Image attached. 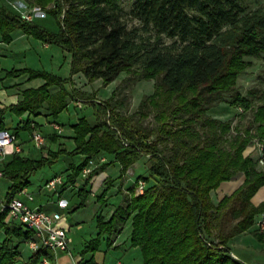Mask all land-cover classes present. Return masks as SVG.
<instances>
[{
  "label": "trees",
  "instance_id": "trees-1",
  "mask_svg": "<svg viewBox=\"0 0 264 264\" xmlns=\"http://www.w3.org/2000/svg\"><path fill=\"white\" fill-rule=\"evenodd\" d=\"M35 2L57 19L59 31L23 21L1 7V40L9 44L12 32L22 30L60 46L72 55L71 75L62 78L31 69L10 72L13 76L28 73L31 79L42 78L45 83L23 91V99L17 104L0 108V129L7 128L3 123L7 111L18 116L34 114L47 102L55 116L66 108L69 97L91 99L74 88L72 77L79 72L88 81L103 79L106 83L127 72L137 80L155 81L154 93L141 105L159 108L157 119L162 124L158 128L167 137L152 141L146 128L130 125L111 102H100L95 125L81 118L74 126L73 151H51L52 159L39 160L15 153L3 163L4 177L12 182L5 202L30 186L31 175L62 153L84 157L79 166L72 167L69 181L73 183L89 161L102 153L115 155L121 176L147 157L154 183L140 195L136 193L138 177L124 205H118L109 219L102 214L97 217L98 237L89 242L82 257L99 248L102 235L107 236L111 247L131 221L130 246L140 249L144 264H247L234 254L231 243L255 230L253 237L264 244V232L256 227L258 217H264V201L258 205L253 202L264 186V169L258 167L259 158L244 154L253 139L264 140V105L253 109L249 96L236 84L252 66L250 59L264 55V7L248 9L239 0H135L125 13L120 0ZM51 4L54 6L50 8ZM126 14L139 25L129 27ZM164 36L175 40L166 43ZM220 102L252 110L251 125L241 130L233 127L232 121L211 116L209 111ZM25 127L32 129L28 120ZM13 132L19 136V129ZM227 134L231 138L225 147L221 141ZM169 137L171 147L163 142ZM261 146L264 154V141ZM110 164L92 169L85 184ZM239 174L244 175V182L216 205L211 192ZM79 194L81 203L74 210L85 206L88 199L85 187ZM231 205V216L237 221L230 231L216 235L214 229L221 225L214 222ZM8 219L7 210H0V231L6 235L0 246V264H41L44 256L56 264L55 255L46 250L33 252L23 262L19 243L27 242L31 234ZM78 264L98 263L92 256Z\"/></svg>",
  "mask_w": 264,
  "mask_h": 264
},
{
  "label": "rangeland",
  "instance_id": "rangeland-1",
  "mask_svg": "<svg viewBox=\"0 0 264 264\" xmlns=\"http://www.w3.org/2000/svg\"><path fill=\"white\" fill-rule=\"evenodd\" d=\"M134 2L135 0H120V6H122L125 13H128L134 6ZM239 2L248 9H255L260 6L264 7V0H239ZM124 18L129 27L135 28V26L139 25L138 21L133 19L129 14L124 15ZM46 20L45 26H48L56 32L59 31V23L52 14L48 13ZM164 40L166 43H172L175 39L164 36ZM0 51V89L14 92L21 83H24L27 73L13 76L10 74L13 70L31 69L36 72H48L62 77H69L71 75L72 55L54 43H50L48 47H45L44 41L33 36H25L24 38H17L9 44L0 45ZM250 60L252 61V66L238 77V83L236 85L243 95L249 96L248 98L252 101L253 109H256L259 105H264V55L262 58H253ZM77 74L78 75L73 78L74 88H77L76 90H79V93H84L87 95L85 97H90L91 99L86 100V102L82 99L73 100L69 97L66 100V108L59 115L54 116V114H52L49 117L45 114L32 115L31 118L39 125L37 128L38 130L47 136L49 134L56 135V141L49 139L44 149L35 148L33 142L29 140L25 146V152L27 154L28 150L31 151L29 155L32 159L39 160L42 158H51L50 152L58 151L61 148H64L68 152L73 151L75 148L74 141L66 139L71 134L70 125L78 118H87L91 123L96 122L97 117L95 112L99 109L100 102H111L112 105L116 106V111L129 120L130 125L146 128L145 130L151 133L150 139L152 141L167 137L158 128V126L162 124V122L157 119L159 108L157 109L148 103L144 106L141 105L142 101L147 96L154 93V80H137L131 74L122 72L116 79L109 83H106L103 79H97L91 82L85 78L82 72ZM43 83L42 80H37L35 82L26 83L25 87H32ZM67 88L70 89L69 91L72 90L70 84L67 85ZM77 102H80L82 107H78ZM209 114L222 121H232L231 125L241 130L251 125L253 119L252 110L246 111L241 106L232 107L227 102H220V104L209 111ZM22 116L27 119V115L24 114ZM5 120L8 124L16 126L19 122V116L9 111L6 114ZM50 122L60 124L63 132L59 133L55 131L53 126H50L53 125L50 124ZM170 125L174 124L170 122ZM234 132L232 131L233 134ZM28 133L29 132L26 130L22 134L28 135ZM230 138L231 135L227 134L225 138L222 139L221 144L228 147ZM253 140L254 142L251 143L244 154L257 160L261 156V143H263L264 140L259 141L258 138ZM61 142L64 143V146H61ZM163 142L167 143L169 147L172 146L171 137ZM108 158L110 160V157ZM83 160L84 157L80 154L62 153L56 161L46 163L32 174L30 177V186L27 187L28 192L32 193L36 198V203L32 202L31 204H40L42 205V209L47 212L56 210L62 213L65 221L68 222L71 227L68 232L70 239L69 254L72 258L78 256L92 239L98 237L99 229L97 227V217L100 214L107 216L111 208H116L120 205L122 200V195L120 193L121 189H129L136 183L138 177H140V181L143 182L144 190L145 187L154 183V178L149 177V160L147 157H143L139 159L136 166L133 167L134 174L127 171L128 173L126 172L127 176L125 178L121 176V168L118 165H111L105 168V170L98 172V174H95L96 176L94 175L95 177H92L94 178L92 185V179L86 185L85 177L81 174L77 178L74 186L64 191L65 196L63 198L67 201L66 206H62L59 203L57 205L47 203L56 193L50 192L45 188L46 183L55 176H62L64 182H67L68 175L73 171L72 167L79 166ZM99 163L100 160L97 162V165H99ZM258 167L264 169V165L260 163ZM146 179L149 181H146ZM244 179V175L239 174L230 181L222 182L213 192L214 202L217 203L220 201L224 195H230L244 182ZM10 185L11 181H9L8 178L0 179V210L2 208L1 201L5 202L6 193ZM137 186L139 187V183ZM84 187L88 193L86 204L74 210V208L81 203L82 197L79 192ZM105 189H108L106 196L102 197ZM16 196L26 200V197L20 193H17ZM130 196L131 194L127 193L124 196L123 202L126 203V200L130 198ZM262 201H264V186L253 197L255 205L260 204ZM230 207L231 208L226 209L227 213L224 211L214 222V224L218 225L219 223L221 225H218L216 229H214L216 235L220 232L227 233L236 223L237 220H234L231 216V209H233L232 205ZM261 218L264 219V217H258L259 220ZM8 220L11 221V218L9 217ZM259 220H257V222H259ZM13 223L18 227L21 226L20 222L13 221ZM128 226L129 224L126 225V228ZM256 227L259 228L257 224ZM254 231L244 233L245 236H242L243 238H236L232 241V249L236 256H240L248 264H264V250L256 248L257 244H252L251 242L254 238L252 235ZM260 231L264 232V229H260ZM5 238V232L0 231V246ZM106 241L107 236L102 235L100 246L94 251L95 260L98 262L114 264L117 260H122L124 264H144L143 254H141L139 248L130 247L127 250L122 245L110 248ZM19 244L21 259L25 262L34 251L30 248V244L25 241H20ZM63 255L66 254L60 253V255L58 254L57 256L58 258H56L60 264L64 263Z\"/></svg>",
  "mask_w": 264,
  "mask_h": 264
},
{
  "label": "built area",
  "instance_id": "built-area-1",
  "mask_svg": "<svg viewBox=\"0 0 264 264\" xmlns=\"http://www.w3.org/2000/svg\"><path fill=\"white\" fill-rule=\"evenodd\" d=\"M14 6L17 8L16 5ZM42 11L43 9L40 5H33L25 11L19 10V17L23 21L32 22L34 16ZM31 125L33 128L32 133H30L31 140L35 147L42 148L45 143V136L34 126V123H31ZM54 128L59 133L62 131V127L57 123H54ZM18 141V136L13 130H10V128L0 129V179L4 177L3 163L6 161L7 157L21 151ZM123 143L126 146L129 145L126 141H123ZM259 163L264 165V154H261L259 157ZM95 167L94 160H90L88 165L84 168L82 175L86 177ZM64 184L62 176H55L46 183L45 188L49 191H54L58 187H63ZM137 192L140 193V195L144 192L142 181H139ZM19 193L26 195L29 200H33V196L29 194L26 189L21 190ZM16 195L8 202L1 201V210H7L11 220L20 222L23 228L31 234L27 241V243L30 244V248L34 252L40 250L49 251L53 253L55 257L59 252H69L68 232L71 227L69 225L60 224L64 217L62 213L58 211L47 212L40 207H32ZM257 225L263 230L264 219H260ZM41 264H50V259L44 256ZM115 264L122 263L118 261Z\"/></svg>",
  "mask_w": 264,
  "mask_h": 264
},
{
  "label": "crops",
  "instance_id": "crops-1",
  "mask_svg": "<svg viewBox=\"0 0 264 264\" xmlns=\"http://www.w3.org/2000/svg\"><path fill=\"white\" fill-rule=\"evenodd\" d=\"M14 5H16L17 6V8L14 6ZM33 5H38L36 2H35V0H0V8L1 7H5V8H8L12 13H14V14H16V15H19V10H21V11H25V10H27V9H29L30 7H32ZM54 6V4H51L50 5V8L51 7H53ZM47 12L45 11V10H43L42 11V13L40 12V13H37L35 16H34V19H33V22H35V23H37V24H39V25H41L42 27H44V28H46V29H48V30H51V32L52 31H54V32H56L55 30H53V29H51V28H49L48 26H45V23L47 22V20H46V16H47ZM25 36H28L27 34H25L22 30H15L14 32H12V41H14L15 39H17V38H24ZM30 37V36H29ZM2 44H6V43H4L2 40H1V37H0V45H2ZM49 44L50 43H48V42H44V45H45V47H48L49 46ZM62 48V47H61ZM63 49V48H62ZM0 54H1V51H0ZM55 75H57V74H55ZM76 75H78V74H75V75H73V77L72 78H74V76H76ZM57 76H59V75H57ZM26 79L24 80V83H21L20 85H19V87H17L16 89V91L14 90V92H9L8 90H6V89H0V108H2V107H10V106H12V105H15V104H17L19 101H21L22 99H23V91H25L26 89H30V88H38V87H40V86H42L44 83H45V80L44 79H42V78H34V79H31L30 77H29V74L27 73L26 74ZM60 77H62V76H60ZM62 78H67V77H62ZM37 80H42L44 83L43 84H38V85H35V86H32V87H25V84L26 83H31V82H35V81H37ZM74 80V79H73ZM77 87V86H76ZM77 89V88H76ZM51 91H56V89H51ZM42 107L36 112V113H34V114H30L29 112H26L25 113V115H27V119H25L23 116H19V122L16 124V126L15 125H13V124H8L7 122H6V120H5V117H6V114L9 112V111H7L6 112V114L4 115V117H3V123H4V125H5V127H7V128H10V129H12V130H14V129H19V136H18V139H19V141H18V143H19V145H20V149H21V151L19 152L22 156H27L28 158L30 157V155L29 154H31V151H29L28 150V155L26 154V150H25V146L27 145V143H28V141L29 140H31V134L30 133H32V130H33V128H32V125H31V128L32 129H29V128H26L25 127V125H26V122H27V120L30 122V124L31 123H34L35 125V127H39V125L37 124V122H35L31 117H32V115H41V114H45L47 117H49V116H51L53 113H52V110L49 108V105H48V103L47 102H44L43 103V105H41ZM77 106L78 107H82V105H81V103L80 102H77ZM11 112V111H10ZM61 112H63V111H61ZM60 112V113H61ZM13 113V112H12ZM59 113V114H60ZM14 114V113H13ZM58 114V115H59ZM24 115V114H23ZM79 122V118L78 119H76L74 122H72V124L70 125V136H68L66 139H68V140H72V141H74V138H75V130H74V126L77 124ZM54 123H56V122H50V124H53V125H50L51 127L53 126V128H54ZM91 123V122H90ZM95 123L96 122H94V123H91L92 125H95ZM60 125V124H59ZM61 126V125H60ZM21 130H22V132H21ZM27 130V132H29L28 133V135H25V134H22V133H24V131H26ZM54 130L55 131H57L55 128H54ZM61 132H63V129H62V131ZM44 136H45V143H44V145L42 146V148L44 149V147L46 146V144H47V141L49 140V139H52V140H55L56 141V135L54 136V135H52V134H49L48 136L47 135H45L44 134ZM32 141V140H31ZM74 143H75V141H74ZM34 144V143H33ZM61 146H64V143H62L61 142ZM35 147V146H34ZM35 148H37V149H42V148H38V147H35ZM61 149H64V148H61ZM11 156H8L7 157V159H9ZM108 157H110V160H109V158ZM31 158V157H30ZM6 159V160H7ZM94 162H95V166H98L97 165V162L100 160V163H99V165L100 164H103V163H111L109 166H111V165H118V166H120V168H121V165L118 163V162H116L115 161V155H111V154H107V153H102V154H100L99 156H98V158L97 157H95L94 159ZM136 164H137V162L135 163V164H133L129 169H128V171L129 172H131V173H133L134 174V172H133V167H135L136 166ZM109 166H107L106 168H108ZM127 172V171H126ZM128 173V172H127ZM127 173L126 174H124L123 175V177L125 178L126 176H127ZM70 175V174H69ZM69 175H68V181L67 182H64L65 184H64V186L63 187H58L56 190H54V191H50V192H55L56 194V196L55 195H53V197L50 199V201L49 202H47V203H49V204H55V205H57L58 203L60 204V205H62V206H66L67 205V201L63 198L64 196H65V194H64V191L67 189V188H71L72 186H74V184L76 183V182H70L69 181ZM96 176V175H95ZM94 176V177H95ZM3 178H5V177H3ZM93 180H94V178H92V180H91V185H92V182H93ZM10 181V180H9ZM137 181V180H136ZM11 184H12V182H11ZM135 186V183H134V185L133 186H131L129 189H126V188H124L123 190L121 189L120 190V193H121V195H122V200H121V203H120V205H124L125 203L123 202L124 201V196L128 193V194H131V188H133ZM146 188V187H145ZM26 189V191L28 192V190H27V188H25ZM137 189H138V186L136 187V191H137ZM215 190H213L212 192H211V196H212V199H213V192H214ZM29 193V192H28ZM138 193V192H137ZM29 194H31L32 196H33V200H29L28 198H27V196L26 195H24L25 197H26V200H24V201H26L29 205H31L32 207H40V208H42V205H40V204H36V205H33V204H31L32 202L33 203H36L35 201H36V198H35V196L32 194V193H29ZM51 201H53V202H51ZM214 201V200H213ZM219 202V201H218ZM218 202L217 203H215L216 205L218 204ZM114 209L115 208H111L110 209V212L108 213V215L106 216V218L107 219H109L110 218V216H111V213H112V211H114ZM56 211V210H55ZM60 224L61 225H69L68 224V222H66L65 221V218L63 217V219L61 220V222H60ZM127 224H129V226L126 228V226H125V228H124V231L122 232V234H120L116 239H115V242L113 243V245L111 246V247H113V246H115V247H118V246H124V248L125 249H127L128 250V248H130L131 246H130V234H131V221H128V223ZM126 224V225H127ZM253 229V228H252ZM246 233H248V232H246ZM242 236H245L244 234H242L241 236H239L238 238H241ZM243 238V237H242ZM68 239H69V236H68ZM251 242H252V244H257L256 245V248H260V249H263L264 248V244L263 243H259L255 238H253L252 240H251ZM258 242V243H257ZM69 246H70V239H69ZM110 247V248H111ZM134 248H138V247H134ZM60 253H63V254H66V255H63V258H64V263L63 264H78V262L83 258L84 259V261H86V260H88V259H90L92 256L94 257V259H95V256H94V252H89V253H87L84 257H82V254L80 253L78 256H75V258H72V257H70V254H69V252H59L58 254L60 255ZM58 254L56 255V257H55V262H56V264H60L59 263V261H58V259L56 260V258H58L57 256H58ZM98 264H104V262H102V263H100V262H98L97 260H95ZM118 261H120L122 264H124L123 262H122V260H117L116 262H118ZM115 262V263H116ZM114 263V264H115Z\"/></svg>",
  "mask_w": 264,
  "mask_h": 264
},
{
  "label": "water",
  "instance_id": "water-1",
  "mask_svg": "<svg viewBox=\"0 0 264 264\" xmlns=\"http://www.w3.org/2000/svg\"><path fill=\"white\" fill-rule=\"evenodd\" d=\"M248 264V263H247Z\"/></svg>",
  "mask_w": 264,
  "mask_h": 264
}]
</instances>
